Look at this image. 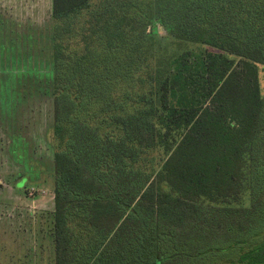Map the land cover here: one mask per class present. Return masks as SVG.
Here are the masks:
<instances>
[{
	"label": "trees",
	"instance_id": "1",
	"mask_svg": "<svg viewBox=\"0 0 264 264\" xmlns=\"http://www.w3.org/2000/svg\"><path fill=\"white\" fill-rule=\"evenodd\" d=\"M99 1L52 0L38 80L53 264H264V0Z\"/></svg>",
	"mask_w": 264,
	"mask_h": 264
},
{
	"label": "rangeland",
	"instance_id": "2",
	"mask_svg": "<svg viewBox=\"0 0 264 264\" xmlns=\"http://www.w3.org/2000/svg\"><path fill=\"white\" fill-rule=\"evenodd\" d=\"M2 24L20 32L34 26L44 37L0 43V264H53V98L38 83L51 69L52 0H0ZM260 83L264 96L262 65Z\"/></svg>",
	"mask_w": 264,
	"mask_h": 264
},
{
	"label": "water",
	"instance_id": "3",
	"mask_svg": "<svg viewBox=\"0 0 264 264\" xmlns=\"http://www.w3.org/2000/svg\"><path fill=\"white\" fill-rule=\"evenodd\" d=\"M2 187H3V184L0 183V188H2Z\"/></svg>",
	"mask_w": 264,
	"mask_h": 264
},
{
	"label": "flooded vegetation",
	"instance_id": "4",
	"mask_svg": "<svg viewBox=\"0 0 264 264\" xmlns=\"http://www.w3.org/2000/svg\"><path fill=\"white\" fill-rule=\"evenodd\" d=\"M32 28H34V26H32ZM17 29V28H16ZM22 32H23V30H22Z\"/></svg>",
	"mask_w": 264,
	"mask_h": 264
}]
</instances>
